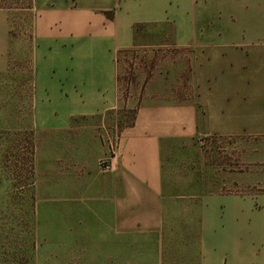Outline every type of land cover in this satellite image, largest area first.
Wrapping results in <instances>:
<instances>
[{
    "label": "rangeland",
    "instance_id": "obj_1",
    "mask_svg": "<svg viewBox=\"0 0 264 264\" xmlns=\"http://www.w3.org/2000/svg\"><path fill=\"white\" fill-rule=\"evenodd\" d=\"M90 2L0 0V264H203L201 217L207 199L245 195L251 201L264 194V183L177 185L183 168L177 145L165 159L173 185H122L121 195L111 201V185H99L95 176L115 169L123 133L149 98L191 99L190 52L182 53L174 42L181 24L174 16L182 0H133L153 19L173 18L137 24L141 44L119 51L121 87L115 98L100 103L90 94L89 102H81L75 92L65 93L62 73L70 64L60 54L53 58V51L68 52L72 46L66 41L106 23L36 20L48 10L73 12ZM193 3L200 20L201 12L216 9L212 0ZM197 24L213 31L214 23ZM52 37H59V46L50 45ZM197 147L205 160L219 162L223 176L247 170L264 179V137L208 136ZM263 201L264 196L258 200ZM229 202L220 204L224 237L234 208ZM111 209L122 220L118 252L98 245L104 243ZM253 238V249H262ZM220 264L226 261L221 258Z\"/></svg>",
    "mask_w": 264,
    "mask_h": 264
},
{
    "label": "crops",
    "instance_id": "obj_2",
    "mask_svg": "<svg viewBox=\"0 0 264 264\" xmlns=\"http://www.w3.org/2000/svg\"><path fill=\"white\" fill-rule=\"evenodd\" d=\"M90 1L78 11H45L36 23H106L93 27L99 31L91 35L70 38L66 42L72 49L55 48L53 58L60 54L70 64L71 69L62 73L68 83L65 93L75 92L81 102H89V95L96 94L100 103H108L121 87L119 51L141 44L137 24L165 23L173 17L153 19L150 13L140 12L133 0ZM193 1L189 6L182 0L174 16L181 23L174 42L182 53L190 52L187 81L194 95L176 103L154 96L139 107L135 122L123 133L117 166L95 176L99 185H111L107 189L111 201L121 195L122 185H173L165 159L177 145L183 162L179 182H174L177 185L264 183L247 170L223 176L219 162L205 160L197 147L208 136L236 141L264 137V0H212L216 9L201 12V20ZM197 23H214L213 31ZM52 40L50 45L61 43L59 37ZM193 147L195 156H189ZM263 196L252 195L251 201L245 195L207 199L201 217L203 264H220L221 258L226 264H264V204L258 202ZM222 200L234 207L226 237L220 231ZM110 217L102 233L104 243L98 245L118 252L123 246L122 220L118 222L112 209ZM254 229L260 230L256 236ZM253 237L261 241L262 249H253Z\"/></svg>",
    "mask_w": 264,
    "mask_h": 264
},
{
    "label": "built area",
    "instance_id": "obj_3",
    "mask_svg": "<svg viewBox=\"0 0 264 264\" xmlns=\"http://www.w3.org/2000/svg\"><path fill=\"white\" fill-rule=\"evenodd\" d=\"M107 168H109V165H106Z\"/></svg>",
    "mask_w": 264,
    "mask_h": 264
}]
</instances>
